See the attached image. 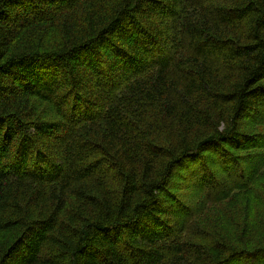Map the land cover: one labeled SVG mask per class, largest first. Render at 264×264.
I'll return each mask as SVG.
<instances>
[{
  "label": "trees",
  "instance_id": "16d2710c",
  "mask_svg": "<svg viewBox=\"0 0 264 264\" xmlns=\"http://www.w3.org/2000/svg\"><path fill=\"white\" fill-rule=\"evenodd\" d=\"M0 264H264V0H0Z\"/></svg>",
  "mask_w": 264,
  "mask_h": 264
}]
</instances>
